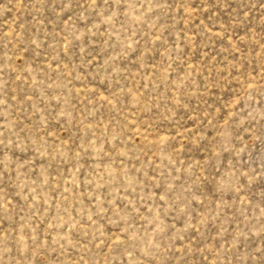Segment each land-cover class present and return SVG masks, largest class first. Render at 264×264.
<instances>
[{
  "label": "rangeland",
  "instance_id": "374dc122",
  "mask_svg": "<svg viewBox=\"0 0 264 264\" xmlns=\"http://www.w3.org/2000/svg\"><path fill=\"white\" fill-rule=\"evenodd\" d=\"M0 264H264V0H0Z\"/></svg>",
  "mask_w": 264,
  "mask_h": 264
}]
</instances>
